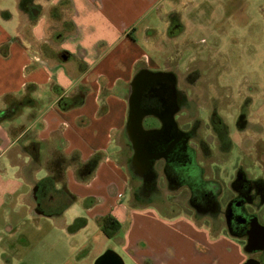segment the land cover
Returning a JSON list of instances; mask_svg holds the SVG:
<instances>
[{"label": "crops", "instance_id": "obj_1", "mask_svg": "<svg viewBox=\"0 0 264 264\" xmlns=\"http://www.w3.org/2000/svg\"><path fill=\"white\" fill-rule=\"evenodd\" d=\"M16 2L23 28L13 35L0 23V234L44 216L77 246L71 264H215L226 236L207 221H167L146 214L152 203L131 204V168L145 161L127 130L130 101L145 73L167 72L152 49L185 26L184 0ZM106 217L121 225L112 238ZM85 238L105 247L87 249Z\"/></svg>", "mask_w": 264, "mask_h": 264}, {"label": "rangeland", "instance_id": "obj_2", "mask_svg": "<svg viewBox=\"0 0 264 264\" xmlns=\"http://www.w3.org/2000/svg\"><path fill=\"white\" fill-rule=\"evenodd\" d=\"M188 1L182 4L185 26H170L152 51L160 61L159 69L175 77L182 101L177 120L189 129L198 126L196 136L205 145L199 148V138H194L197 145L193 146L199 151L198 159L204 162L205 174L220 184L217 200L224 202L229 196L234 198L236 193L231 184L239 172L250 182L264 183V142L256 144L254 140L256 135L264 140V0H193V7L186 8ZM4 10L12 14L10 20L3 18ZM0 11V23L14 30L13 35L23 28L25 22L16 0H0ZM240 114L247 117L248 124L243 130L235 126ZM219 119L228 127L227 138L224 133L220 134L221 139L218 135L211 137L210 123L215 120L218 130ZM131 172V204L152 203L146 207L148 216L170 221L180 215H193L212 225L218 236H226L217 245L222 253L216 254L215 264H239L242 257L264 264V250L256 253L245 250L247 236L229 228L223 207H215V217L198 213L189 203L188 191L167 187L160 165L152 182L143 168L133 167ZM251 210L264 226V206H253ZM24 219L22 223H9L12 229L5 226L1 230L0 264H71L69 249L77 246L62 232L61 221L44 216ZM182 222L183 231H187L186 221ZM150 227L153 229L148 225L145 231ZM125 230L126 227L120 236ZM232 233L239 238L232 237ZM85 239L82 243L88 241ZM95 243L84 246L91 249ZM104 245L98 241L97 248Z\"/></svg>", "mask_w": 264, "mask_h": 264}, {"label": "flooded vegetation", "instance_id": "obj_3", "mask_svg": "<svg viewBox=\"0 0 264 264\" xmlns=\"http://www.w3.org/2000/svg\"><path fill=\"white\" fill-rule=\"evenodd\" d=\"M227 75V78H230L228 73ZM135 85V92L140 96L138 108L146 122L144 128L146 149L142 154L146 161L144 168L146 178L152 182L155 169L160 165L169 189L188 191L189 203L198 212H205L204 214L211 217H215L216 206L223 207V216L229 228L240 230L242 235L248 238L254 222H260L251 209L253 206H264V183L250 182L243 172H239L237 179L231 184L236 193L234 198L229 196L224 202L217 200L221 194V186L214 178L205 174L204 162L198 159L199 151L193 146L198 143V147L202 148L205 145L204 141L196 136L198 126H190L189 129L186 124L181 125L177 120L178 114L182 111V101L176 88L175 77L170 72H147ZM240 115L235 126L243 130L248 124L247 117L244 114ZM219 124L217 130L215 120L211 121V137L218 135L221 139L220 134L224 133V137L227 138V125L221 119ZM194 138H199V141L196 143ZM254 140L256 144L264 142L258 135L254 136ZM255 153L257 156L260 155L257 149Z\"/></svg>", "mask_w": 264, "mask_h": 264}, {"label": "water", "instance_id": "obj_4", "mask_svg": "<svg viewBox=\"0 0 264 264\" xmlns=\"http://www.w3.org/2000/svg\"><path fill=\"white\" fill-rule=\"evenodd\" d=\"M139 93L133 91V95L130 101V115L128 122V133L134 148L135 158L141 160L144 157L142 156L143 152L146 149L145 146V137L146 131L143 128L144 115L142 111L138 108L139 105ZM143 157V158H142ZM145 160V159H144ZM146 165V161L144 162ZM147 166L149 167L148 161ZM247 252H256L264 250V226L261 225L258 221L254 222L253 229L249 234L247 240V246L245 248ZM246 264H260L253 261H248Z\"/></svg>", "mask_w": 264, "mask_h": 264}, {"label": "trees", "instance_id": "obj_5", "mask_svg": "<svg viewBox=\"0 0 264 264\" xmlns=\"http://www.w3.org/2000/svg\"><path fill=\"white\" fill-rule=\"evenodd\" d=\"M103 233L108 237L112 238L120 230V223L112 217H106L101 223Z\"/></svg>", "mask_w": 264, "mask_h": 264}]
</instances>
